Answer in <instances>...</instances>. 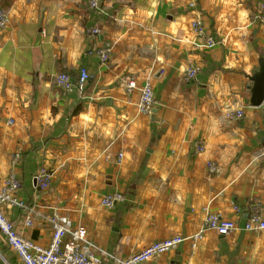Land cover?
<instances>
[{
  "label": "crops",
  "instance_id": "crops-1",
  "mask_svg": "<svg viewBox=\"0 0 264 264\" xmlns=\"http://www.w3.org/2000/svg\"><path fill=\"white\" fill-rule=\"evenodd\" d=\"M262 1L101 0L92 11L85 0H0V185L9 175L20 183L25 207L3 206L17 231L47 245L45 217L62 213L86 227L94 254L124 258L190 237L213 212L235 229H204L147 264H264V228H243L252 216L264 221V102L249 106L247 78L264 50V18H254ZM198 17L217 40L212 49L195 46ZM82 66L83 88L55 87V75L75 79ZM131 77L150 82L158 120L139 111ZM40 167L52 174L42 192ZM112 191L125 197L107 209L100 200ZM8 259L17 264L0 236V264Z\"/></svg>",
  "mask_w": 264,
  "mask_h": 264
},
{
  "label": "built area",
  "instance_id": "built-area-1",
  "mask_svg": "<svg viewBox=\"0 0 264 264\" xmlns=\"http://www.w3.org/2000/svg\"><path fill=\"white\" fill-rule=\"evenodd\" d=\"M86 6L92 11H101V0H85ZM194 7V3H190ZM255 21H262L264 18V1L258 5L257 12L254 15ZM5 24V15L0 12V27ZM193 31L197 37L195 46L199 49H212L217 44L214 35L207 31L201 17L196 18L192 23ZM97 34L98 30L93 29ZM110 47L104 46L96 51L101 62H106L110 57ZM197 67L190 66L185 73L186 81L195 78ZM89 78L86 67L79 69L77 78L74 79L66 72H60L54 77L55 87L61 90H68L74 86L83 88ZM137 89L139 92L138 109L144 115H150L154 106V93L149 81H145L140 86L136 85L134 78H129L126 82V90ZM236 116L240 117L241 112L236 111ZM203 145L200 142L194 144V153L203 151ZM121 156V154L119 155ZM208 173L215 174L218 167L213 161L206 163ZM34 188L40 192L48 190L52 185V174L45 168L40 167L33 176ZM20 188L19 181L9 175L0 185V236L7 248L14 254L17 264H147L148 260L157 254L165 253L176 248L182 241L188 239L192 244L202 239L204 229H212L219 235H226L236 224L233 220L225 219L221 215L209 212L203 219L202 228L190 237L172 236L165 238L143 247L137 252L127 257H117L112 255L94 254L93 245L88 240L87 229L84 225L74 224L70 217L65 214L54 212L45 217L51 228V236L47 245H39L34 241L23 236L17 231L12 221L5 215L3 206L17 205L25 207L23 201L17 199L16 192ZM124 195L120 191H112L101 197L100 204L112 209L115 205L124 200ZM31 210L24 217V226H31ZM243 228L247 231H257L264 228V221L257 216L250 217ZM107 256V257H106ZM102 259L105 262L102 263ZM9 264V263H6Z\"/></svg>",
  "mask_w": 264,
  "mask_h": 264
},
{
  "label": "water",
  "instance_id": "water-1",
  "mask_svg": "<svg viewBox=\"0 0 264 264\" xmlns=\"http://www.w3.org/2000/svg\"><path fill=\"white\" fill-rule=\"evenodd\" d=\"M258 65L250 75L247 76L249 80L248 91H249V106L259 107L264 102V50L258 49ZM156 110L151 109L150 119L152 121L158 120L155 117Z\"/></svg>",
  "mask_w": 264,
  "mask_h": 264
},
{
  "label": "rangeland",
  "instance_id": "rangeland-1",
  "mask_svg": "<svg viewBox=\"0 0 264 264\" xmlns=\"http://www.w3.org/2000/svg\"><path fill=\"white\" fill-rule=\"evenodd\" d=\"M8 261H9V264H12L13 263L12 259H8Z\"/></svg>",
  "mask_w": 264,
  "mask_h": 264
},
{
  "label": "trees",
  "instance_id": "trees-1",
  "mask_svg": "<svg viewBox=\"0 0 264 264\" xmlns=\"http://www.w3.org/2000/svg\"><path fill=\"white\" fill-rule=\"evenodd\" d=\"M76 79V78H75ZM78 111V108H76L74 111H73V113H76Z\"/></svg>",
  "mask_w": 264,
  "mask_h": 264
}]
</instances>
